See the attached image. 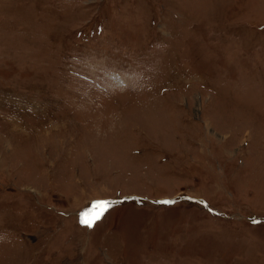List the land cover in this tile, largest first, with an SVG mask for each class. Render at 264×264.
Returning a JSON list of instances; mask_svg holds the SVG:
<instances>
[{
    "label": "rangeland",
    "instance_id": "1",
    "mask_svg": "<svg viewBox=\"0 0 264 264\" xmlns=\"http://www.w3.org/2000/svg\"><path fill=\"white\" fill-rule=\"evenodd\" d=\"M0 264H264V0H0Z\"/></svg>",
    "mask_w": 264,
    "mask_h": 264
}]
</instances>
